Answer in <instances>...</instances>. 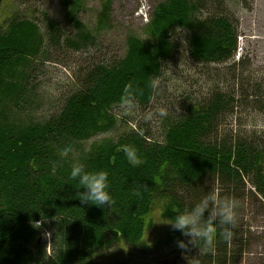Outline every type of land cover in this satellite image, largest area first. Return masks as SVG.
Wrapping results in <instances>:
<instances>
[{"label":"trees","instance_id":"obj_1","mask_svg":"<svg viewBox=\"0 0 264 264\" xmlns=\"http://www.w3.org/2000/svg\"><path fill=\"white\" fill-rule=\"evenodd\" d=\"M233 1L160 2L147 25L150 44L131 35L122 59L108 57L78 19L81 1H70L73 31L47 15L44 32L29 16L0 20V264H102L111 253L140 260L151 250L145 238L153 207L170 220L211 189L240 201L233 237H218L211 248L182 249L175 230L159 245L189 255V264H242L258 245V264H264V227H253L264 217V132L251 123L264 116V76L245 59L234 61L239 23L228 8ZM110 9L106 3L103 24ZM179 29L185 31L181 45L173 34ZM54 52L75 58L71 68L66 59L53 62L70 68L72 91L47 121L28 123L22 115L43 101L35 82L39 63L51 62ZM185 62L196 81L178 97L149 86L154 76L161 81L166 67ZM126 85L138 116L122 118L119 131L116 108ZM160 107L167 117L159 116ZM148 112L152 118L145 120ZM65 143L73 151L60 159ZM125 145L138 149L141 165L128 162ZM75 159L109 172L111 206L77 197L84 189L68 176Z\"/></svg>","mask_w":264,"mask_h":264},{"label":"rangeland","instance_id":"obj_2","mask_svg":"<svg viewBox=\"0 0 264 264\" xmlns=\"http://www.w3.org/2000/svg\"><path fill=\"white\" fill-rule=\"evenodd\" d=\"M71 0H3L0 3L1 19L6 17L24 16L32 17L40 25L41 30L45 31L44 16H49L57 20L64 29L73 31V22L68 14L71 7ZM81 1L82 9L78 14V19L87 27L89 32L97 39L104 51L110 53L108 57H117L122 59L127 52V40L131 35H136L142 40L149 43L150 34L147 33V25L153 10L157 4L164 0H77ZM111 3V9L108 11V18L103 24L100 17L105 8L106 3ZM228 8L232 9L231 16L236 18L238 22V52L234 61H243L250 63L251 66L258 70L259 76H264V0H247V3L235 2L228 4ZM102 25V26H101ZM175 39L180 45L185 39L184 30H175L173 32ZM150 44V43H149ZM101 49V50H103ZM51 62H46L38 66L36 83L39 84L38 95L41 97V105L30 107L22 117H26L28 123H43L47 121L54 112L60 108L63 98L71 92L74 81L70 70L74 65L75 58L66 59V55L54 52ZM60 59L67 62L66 67L59 63H53L54 59ZM60 62V61H59ZM190 62V61H188ZM180 64L179 67H166L165 74L162 77L159 86L162 92H167L165 96H177L182 89L189 88L196 79L190 78L192 72L191 66ZM36 75V74H35ZM158 86V87H159ZM177 93V94H175ZM173 103V102H172ZM26 107V106H25ZM118 107L116 109H120ZM177 106L173 109L177 114ZM115 109V110H116ZM116 111L119 115V131H124L125 126L122 118L134 119L138 114L125 112L122 108ZM158 112V111H157ZM155 119V118H154ZM153 119V120H154ZM257 125V130L264 132V116L259 122H251ZM153 124V123H152ZM158 126V125H157ZM129 128L132 124L128 125ZM159 128V126H158ZM157 130V129H155ZM108 137V135H105ZM105 139L99 136L98 141ZM92 141L86 143L88 148ZM255 212V211H254ZM253 217V216H252ZM251 220V217L249 218ZM149 228L146 232V242L151 244V250L146 254H139L140 260H133L132 256L123 258L112 255L104 257L102 264H189L190 256H180L170 251L171 245H159L164 238L175 232V229L168 224L170 220L163 216L160 207H153L147 218ZM258 223L253 224L254 230L263 231L264 217L257 218ZM181 240H189L181 234ZM190 246V245H188ZM120 253H126L120 251ZM262 246L252 247L249 254L245 256L242 264H258L262 258ZM186 255V253L184 254ZM107 258V259H106ZM115 258H119L116 262ZM262 260V259H261ZM27 264V263H24Z\"/></svg>","mask_w":264,"mask_h":264},{"label":"clouds","instance_id":"obj_3","mask_svg":"<svg viewBox=\"0 0 264 264\" xmlns=\"http://www.w3.org/2000/svg\"><path fill=\"white\" fill-rule=\"evenodd\" d=\"M159 78L152 77L149 86L158 90ZM119 103L125 112H132L137 108V100L130 85H126L120 96ZM161 118L168 116L165 107L158 109ZM153 113L148 112L145 120H150ZM73 151L71 143H65L59 152V158L69 156ZM123 152L128 162L133 166H139L144 161L138 149L131 145L123 146ZM69 179L75 181L84 191H77V197L83 203L94 204L103 207L106 203L110 206L113 203V196L110 190L109 172L103 169L89 170L79 159L73 160L68 171ZM240 201L231 195H221L218 189H211L206 192L198 201L178 210L170 219L173 229L179 230L183 236L190 239L178 241L180 248H187L189 244L197 246L203 244L206 247H213L217 238L230 240L234 235L239 219ZM207 213V215H206ZM57 241H55V244Z\"/></svg>","mask_w":264,"mask_h":264},{"label":"flooded vegetation","instance_id":"obj_4","mask_svg":"<svg viewBox=\"0 0 264 264\" xmlns=\"http://www.w3.org/2000/svg\"><path fill=\"white\" fill-rule=\"evenodd\" d=\"M47 238H48L47 240L49 241L50 240V236L48 235Z\"/></svg>","mask_w":264,"mask_h":264}]
</instances>
